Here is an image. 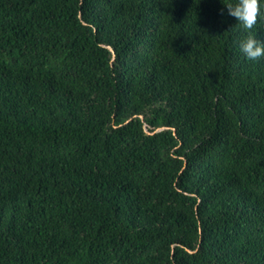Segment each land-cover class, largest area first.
Wrapping results in <instances>:
<instances>
[{
	"label": "trees",
	"instance_id": "16d2710c",
	"mask_svg": "<svg viewBox=\"0 0 264 264\" xmlns=\"http://www.w3.org/2000/svg\"><path fill=\"white\" fill-rule=\"evenodd\" d=\"M222 2L0 0V264H264V57Z\"/></svg>",
	"mask_w": 264,
	"mask_h": 264
},
{
	"label": "clouds",
	"instance_id": "9594fccd",
	"mask_svg": "<svg viewBox=\"0 0 264 264\" xmlns=\"http://www.w3.org/2000/svg\"><path fill=\"white\" fill-rule=\"evenodd\" d=\"M224 7L220 9L223 14L233 17L240 26L249 30L238 41L240 52L248 60H257L264 57V40L259 39L250 30L257 23L258 18L264 16V0H224Z\"/></svg>",
	"mask_w": 264,
	"mask_h": 264
},
{
	"label": "bare ground",
	"instance_id": "6f19581e",
	"mask_svg": "<svg viewBox=\"0 0 264 264\" xmlns=\"http://www.w3.org/2000/svg\"><path fill=\"white\" fill-rule=\"evenodd\" d=\"M53 59V58H52Z\"/></svg>",
	"mask_w": 264,
	"mask_h": 264
}]
</instances>
